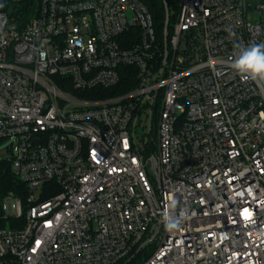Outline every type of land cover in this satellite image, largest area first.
Here are the masks:
<instances>
[{"label":"built area","instance_id":"built-area-1","mask_svg":"<svg viewBox=\"0 0 264 264\" xmlns=\"http://www.w3.org/2000/svg\"><path fill=\"white\" fill-rule=\"evenodd\" d=\"M151 1L0 12V141L29 191L0 264H264V89L230 65L264 42V0ZM172 199L189 218L168 232Z\"/></svg>","mask_w":264,"mask_h":264},{"label":"clouds","instance_id":"clouds-1","mask_svg":"<svg viewBox=\"0 0 264 264\" xmlns=\"http://www.w3.org/2000/svg\"><path fill=\"white\" fill-rule=\"evenodd\" d=\"M5 5L0 3V9ZM7 17L0 14V43H6L3 39L6 36L4 28L7 25ZM231 35V32H230ZM231 69L240 77L242 81H252L255 85L264 89V42L251 44H235L234 55L230 60ZM219 76L221 73L217 70L214 73ZM177 201L172 199L168 205V210L162 214V223L168 232H175L181 229L184 220L189 217L186 210H182L178 215L175 214Z\"/></svg>","mask_w":264,"mask_h":264},{"label":"trees","instance_id":"trees-1","mask_svg":"<svg viewBox=\"0 0 264 264\" xmlns=\"http://www.w3.org/2000/svg\"><path fill=\"white\" fill-rule=\"evenodd\" d=\"M0 3H3L5 7L0 9L1 11L9 12L11 10V4L9 0H0ZM151 8V12L155 15L156 19L159 20L162 17V8L159 0H152L149 3ZM21 11H19L20 13ZM24 12V11H23ZM29 13L26 12L22 17L27 19ZM29 18V17H28ZM128 84L125 83L123 87H119L116 89L104 90L100 93L111 97L115 95L122 94L126 92V86ZM94 94V93H93ZM96 94V93H95ZM13 196L16 199H19L22 203L24 211L28 208V197L29 191L25 184H23L20 179L16 176L13 171L11 160L9 161H0V230L2 229H18L22 228L25 222V218L22 217L20 219L6 217L4 212V205L7 199ZM9 226V228H7Z\"/></svg>","mask_w":264,"mask_h":264},{"label":"rangeland","instance_id":"rangeland-1","mask_svg":"<svg viewBox=\"0 0 264 264\" xmlns=\"http://www.w3.org/2000/svg\"><path fill=\"white\" fill-rule=\"evenodd\" d=\"M260 18V12L258 11H250L248 14V20L252 24H257L259 22ZM14 145L15 141L6 139L3 141H0V161H9L12 159V156L14 154ZM36 199H39L40 193H36L35 195ZM15 214H10V217L15 218ZM9 228V226H7Z\"/></svg>","mask_w":264,"mask_h":264}]
</instances>
